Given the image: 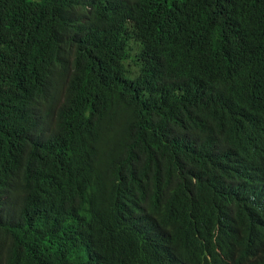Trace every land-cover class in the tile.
Returning <instances> with one entry per match:
<instances>
[{"label":"trees","instance_id":"obj_1","mask_svg":"<svg viewBox=\"0 0 264 264\" xmlns=\"http://www.w3.org/2000/svg\"><path fill=\"white\" fill-rule=\"evenodd\" d=\"M0 264H264V0H0Z\"/></svg>","mask_w":264,"mask_h":264}]
</instances>
